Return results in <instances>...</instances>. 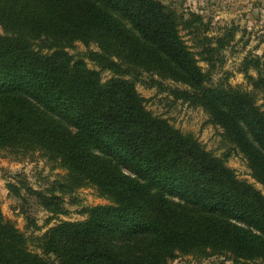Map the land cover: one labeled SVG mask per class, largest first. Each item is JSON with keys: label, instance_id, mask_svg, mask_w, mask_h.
Here are the masks:
<instances>
[{"label": "trees", "instance_id": "obj_1", "mask_svg": "<svg viewBox=\"0 0 264 264\" xmlns=\"http://www.w3.org/2000/svg\"><path fill=\"white\" fill-rule=\"evenodd\" d=\"M0 27V155L38 153L67 172L51 197L38 194L51 220L66 214L56 192L93 188L109 201L31 237L0 204V264H169L181 255L264 264L263 192L151 113L137 91L156 87L202 109L264 187V53L243 59L245 88L213 86L236 29L207 36L201 16L185 19L159 0H0ZM199 27L207 70L181 35ZM77 43L99 70L70 54Z\"/></svg>", "mask_w": 264, "mask_h": 264}, {"label": "rangeland", "instance_id": "obj_2", "mask_svg": "<svg viewBox=\"0 0 264 264\" xmlns=\"http://www.w3.org/2000/svg\"><path fill=\"white\" fill-rule=\"evenodd\" d=\"M169 6L185 19L196 14L202 17L205 26L209 27L207 36L222 35L229 28L236 29V35L230 46L223 51L224 64L212 72L211 84L228 83L232 87H246L244 75L239 72L243 59L249 55L264 53V0H159ZM204 27H199L197 36L189 34L188 30H181V35L190 50L200 61V66L207 70L208 66L200 60V40ZM3 30L0 27V35ZM90 49H95L91 46ZM88 48L81 43L69 50L76 59L84 58L88 66L99 70L96 65L84 55ZM104 80L111 78V74L102 73ZM145 80L148 82L147 78ZM169 86L168 83H165ZM138 93L147 102V109L155 116L167 119L170 124L185 134H192L213 155L223 158L227 166L233 169L240 180L254 184L263 192L264 187L257 184L251 176V171L241 155L234 153L223 140L221 129L210 123L208 115L200 108L190 107L181 101L174 102L167 92L144 84H137ZM66 171L55 163L48 161L38 153L22 157L4 152L0 155V204L4 216L12 221L27 237L42 236L60 221H83L86 216L80 211L84 207L107 205L109 201L99 197L93 188H82L73 193L63 195L56 192L60 205L66 214L53 217L42 204L40 196L51 197L50 191L57 183H63ZM9 185L17 189L12 192ZM31 189V191L29 190ZM36 192L37 194H35ZM26 217L34 220L40 230L28 227ZM49 222V224H48ZM34 250V246H31ZM169 264H232L222 257L197 259L191 255H181Z\"/></svg>", "mask_w": 264, "mask_h": 264}]
</instances>
